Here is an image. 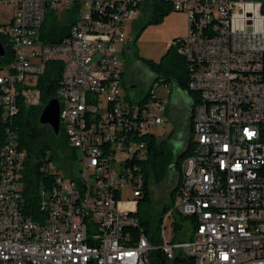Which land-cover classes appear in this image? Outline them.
I'll list each match as a JSON object with an SVG mask.
<instances>
[{
  "label": "built area",
  "instance_id": "2783aa9c",
  "mask_svg": "<svg viewBox=\"0 0 264 264\" xmlns=\"http://www.w3.org/2000/svg\"><path fill=\"white\" fill-rule=\"evenodd\" d=\"M156 0H0L10 20L0 34L14 60L0 65V264H264V4L258 0H163L189 18V36L169 45L190 65L192 155L181 169L176 198L152 246L138 218L147 160L146 136L164 128L165 78H155L144 102L128 101L118 56L127 27ZM74 19L55 44L41 39L46 16ZM208 26V35H201ZM61 62L57 93L69 156L81 169L54 162L40 171L54 182L39 191L40 216L25 212L27 154L12 119L18 101L41 105L39 77ZM77 156V158H76ZM142 164V163H141ZM192 219V236L174 243L178 218ZM170 221V231L167 235ZM179 252V254H178Z\"/></svg>",
  "mask_w": 264,
  "mask_h": 264
},
{
  "label": "trees",
  "instance_id": "16d2710c",
  "mask_svg": "<svg viewBox=\"0 0 264 264\" xmlns=\"http://www.w3.org/2000/svg\"><path fill=\"white\" fill-rule=\"evenodd\" d=\"M264 4V0H258ZM169 5L163 0H156L151 9L144 12L146 14V24L137 35L139 37L149 26L160 25L163 23L166 17L171 13ZM75 20L72 18L68 21H59L54 12H49L46 16L44 26L41 29V39L48 44H55L62 38L68 35ZM202 35H208V26L203 29ZM0 39L5 47L6 55L0 58V65L7 66L14 60V51L8 44L7 39L0 34ZM146 67H148L155 75L160 74L162 69L166 70V77L169 80H175L176 85L182 91L188 93L191 97H195V94L188 89L190 79V65L181 57L176 49L170 46L163 56L160 63H156L152 60L139 58ZM177 72H180V77H176ZM63 65L61 62L52 61L47 63L45 72L39 77L37 88L41 93V105L30 107L27 106L23 99L18 101L19 112L12 119L14 129L18 134V147L20 150L27 151V161L25 163V170L23 175V198L25 212L33 220H38L40 212L39 205V191L41 188H47L54 182V178L50 174L46 175L41 173L40 166L43 162L49 160L40 161L34 166L30 165L32 158V141L37 140L45 135H50L53 138H59L63 136L64 130L61 128L59 135H55L50 126H43L39 123V116L46 106V104L57 97L58 89L62 79ZM157 78H160L157 76ZM167 83L168 80L166 79ZM147 98V93L144 98L139 102H144ZM9 121L0 119V145L6 138V127L9 125ZM65 134V133H64ZM30 138V140H28ZM147 142V160L140 163L142 166V174L144 178L143 197L139 199L137 216L140 219L141 227L147 234L150 244L152 246H158L160 244L159 235L154 234L152 229V217L147 211L142 210L143 204H147L151 201V190L149 186V179L153 176L156 182L161 183L167 180H171V176L174 173L178 174V182L176 187L181 182V169L183 162L192 155V120H191V133L190 138L186 142L185 149L176 152L172 149L168 140L159 142L157 137L146 136L143 138ZM44 154L50 155L51 152L46 147ZM176 187L170 192V205L164 206L161 211L158 230L161 227L162 219L165 213L172 207L176 198ZM189 219V218H186ZM193 221L192 219H190ZM183 229L182 217L178 218L176 222V232H180ZM168 261L159 251H155L151 254L150 264H167ZM193 264V261L190 262Z\"/></svg>",
  "mask_w": 264,
  "mask_h": 264
},
{
  "label": "rangeland",
  "instance_id": "374dc122",
  "mask_svg": "<svg viewBox=\"0 0 264 264\" xmlns=\"http://www.w3.org/2000/svg\"><path fill=\"white\" fill-rule=\"evenodd\" d=\"M148 8L144 10L146 12ZM136 17L127 27L128 40L124 48L120 46L118 56L122 62L124 75L122 78V88L125 97L128 101H141L147 89L150 86L151 80L157 78H165L168 80L170 93L167 94L162 88L158 91L159 97L164 103V117L166 126L164 128H154L151 130L152 134L156 135L159 142L168 140L173 150H178V147L185 146L184 142L190 138L189 127L186 123V114L181 110L180 104L177 103L179 96H182L183 91L176 88L175 80H169L166 77V70L162 69L160 74L155 75L139 61V58L152 60L156 63L162 61L163 56L168 50V46L175 39H184L189 36V18L185 13L171 12L160 25L149 26L139 37L141 29L146 24V14ZM60 21H68L65 14L59 16ZM10 20L7 14V9L0 11V24H5ZM176 77H180L181 73L177 72ZM167 112V115L165 113ZM183 132V133H182ZM65 133V132H64ZM59 138H53L50 135H45L32 141V158L30 165L34 166L40 161L52 159L56 168L59 169L60 174L65 178L71 179L74 175L66 174L65 166L78 174L81 169L80 163H75V156H69L71 153V146L68 142L66 134ZM182 133V134H181ZM30 140V138H28ZM48 147L51 154H44V150ZM184 148V147H183ZM27 154V151L24 150ZM77 158V156H76ZM178 182V174L174 173L171 180L161 183L156 182L153 176L149 179V186L151 190V201L143 204L142 210L147 211L152 217V229L154 234L159 235L160 228L159 219L161 211L166 205H170V192L176 187ZM183 229L174 234V243H182L192 236L194 225L190 219L182 218ZM170 231V221L168 224L167 235ZM179 254V252H178ZM189 262H192L190 257H186ZM167 264H177L174 261Z\"/></svg>",
  "mask_w": 264,
  "mask_h": 264
},
{
  "label": "water",
  "instance_id": "95a60500",
  "mask_svg": "<svg viewBox=\"0 0 264 264\" xmlns=\"http://www.w3.org/2000/svg\"><path fill=\"white\" fill-rule=\"evenodd\" d=\"M5 55H6L5 47L0 39V58L5 57ZM193 109H194V104L192 103L190 104L189 107L191 119H192ZM60 113H61V107L59 100L57 98H54L46 104V106L43 108L39 116V123L43 126L46 125L50 126L56 136L59 135L61 132Z\"/></svg>",
  "mask_w": 264,
  "mask_h": 264
},
{
  "label": "crops",
  "instance_id": "0c3cea01",
  "mask_svg": "<svg viewBox=\"0 0 264 264\" xmlns=\"http://www.w3.org/2000/svg\"><path fill=\"white\" fill-rule=\"evenodd\" d=\"M168 48H169V46H168ZM155 79V78H154ZM154 79H152L151 81H153ZM176 88H178L177 86H176ZM183 98H185L186 100H187V102L189 103V104H192L193 103V97H191L188 93H186L185 91H183V93H182V96H179V98L177 99V103L178 104H180V101H182V99ZM163 114H164V112H163ZM165 115H167V112L165 113ZM187 120H186V123H187V125H188V127H189V134L191 133V116H187V118H186ZM183 133V132H182ZM181 133V134H182ZM185 143V146H186V142H184ZM185 146H181V147H178L179 149L178 150H175L176 152H179V151H182V150H184L185 149ZM184 147V148H183Z\"/></svg>",
  "mask_w": 264,
  "mask_h": 264
},
{
  "label": "flooded vegetation",
  "instance_id": "af4514ba",
  "mask_svg": "<svg viewBox=\"0 0 264 264\" xmlns=\"http://www.w3.org/2000/svg\"><path fill=\"white\" fill-rule=\"evenodd\" d=\"M147 69H149V68L147 67ZM150 72H152V71L150 70ZM189 107H190V104L187 102V100L185 98H183L181 101V110L186 114V116H191L190 111H189Z\"/></svg>",
  "mask_w": 264,
  "mask_h": 264
},
{
  "label": "bare ground",
  "instance_id": "6f19581e",
  "mask_svg": "<svg viewBox=\"0 0 264 264\" xmlns=\"http://www.w3.org/2000/svg\"><path fill=\"white\" fill-rule=\"evenodd\" d=\"M206 26H201V35L203 34V29L205 28Z\"/></svg>",
  "mask_w": 264,
  "mask_h": 264
}]
</instances>
